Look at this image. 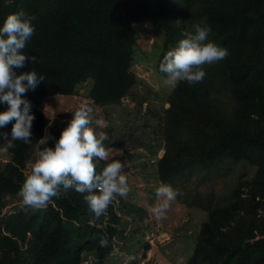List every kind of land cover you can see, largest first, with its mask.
<instances>
[{"label":"trees","instance_id":"16d2710c","mask_svg":"<svg viewBox=\"0 0 264 264\" xmlns=\"http://www.w3.org/2000/svg\"><path fill=\"white\" fill-rule=\"evenodd\" d=\"M130 7L163 36L156 65L163 76L164 55L196 24L210 27L209 41L229 52L226 59L204 66L202 82H180L171 92L160 117L166 144L164 155L156 158L161 183L176 189L175 181L188 170L217 169L225 161L257 167L252 180L237 182L226 204L200 195L188 203L207 211L208 220L185 264H264V0H0V27L21 10L36 17L24 51L37 62L29 59L13 70L44 77L22 95L35 116L32 142L15 141L0 164V264H81L89 257L106 264L113 237L126 229L124 217L143 222L146 210L123 197H117L120 214L112 202L106 214L94 219L88 194L74 190L42 209L23 207L2 215L5 198L20 194L29 154L50 123L40 108L44 99L73 95L77 86L91 81L94 106L108 107L127 96L137 106L145 103L133 93L140 83L133 71L139 37ZM7 107L0 103V112ZM14 123L0 128V136L10 138ZM64 128L50 127L48 147L54 148ZM106 163L96 161L97 173Z\"/></svg>","mask_w":264,"mask_h":264},{"label":"rangeland","instance_id":"374dc122","mask_svg":"<svg viewBox=\"0 0 264 264\" xmlns=\"http://www.w3.org/2000/svg\"><path fill=\"white\" fill-rule=\"evenodd\" d=\"M128 11L139 37L133 71L140 83L133 93L144 98L145 103L142 107L137 106L132 96H127L108 107L94 106L89 99L92 82L87 81L77 86L73 95H57L43 100L40 108L50 119L44 137H50L52 125L66 128L81 104L91 107L93 122L90 126L109 137L110 144L106 147L110 149V156L107 162L118 160L123 164L122 173L127 177L130 188L123 198L146 210L140 223L133 221V216L124 217L126 229L123 234L113 237V249L106 264H185L193 253L201 224L208 220L207 211L189 207L188 203L200 195L212 196L218 204H226L237 182L242 178L252 180L257 167L247 161H225L217 169L200 167L188 170L175 181L179 195L166 213L157 218L150 211V207L157 202L156 189L162 184L156 171V158H161L166 149L160 117L169 107L168 99L174 89L164 84L166 76L159 74L156 68L162 49V34L140 21L143 19L140 10L130 7ZM96 120L104 121L105 126H97ZM4 143L3 136H0V149ZM8 158V153L0 151V164ZM37 158L35 146L24 168L26 176ZM113 203L119 213L118 198ZM5 204L2 210L4 216L27 208L19 193L7 196Z\"/></svg>","mask_w":264,"mask_h":264},{"label":"clouds","instance_id":"9594fccd","mask_svg":"<svg viewBox=\"0 0 264 264\" xmlns=\"http://www.w3.org/2000/svg\"><path fill=\"white\" fill-rule=\"evenodd\" d=\"M35 19V16L26 15L21 10L9 15L0 27V103L8 106L6 111L0 112V128L15 121L10 138L8 133L2 134L5 143L0 151L3 153L14 147L15 141L32 142L35 116L30 114L31 103L22 95L29 90L34 91L44 77L38 76L36 71L17 75L13 69L24 67L29 59L37 62L35 57H27L24 51L35 33ZM210 32V27L196 24L193 33L186 34L178 46L167 51L159 65V71L166 76V86L175 89L180 82L189 85L202 82L206 75L205 65L228 57V49L209 41ZM91 113V107L81 104L54 148L47 146L51 139L49 136L37 141L38 158L31 165L30 174L25 177L20 190L24 206L39 210L53 198L59 199L74 190L88 194L85 200L94 219H99L117 197L127 196L130 188L127 177L122 173L123 164L118 160L107 162L110 149L104 142L109 137L90 126L93 122ZM95 123L99 127L105 126L102 120ZM96 161L107 162L100 173L96 171ZM177 195L176 189L162 183L156 189L157 202L150 211L157 218L162 217ZM105 244L106 241L101 240V245Z\"/></svg>","mask_w":264,"mask_h":264},{"label":"built area","instance_id":"2783aa9c","mask_svg":"<svg viewBox=\"0 0 264 264\" xmlns=\"http://www.w3.org/2000/svg\"><path fill=\"white\" fill-rule=\"evenodd\" d=\"M81 264H95L92 257H89L87 259H84Z\"/></svg>","mask_w":264,"mask_h":264}]
</instances>
